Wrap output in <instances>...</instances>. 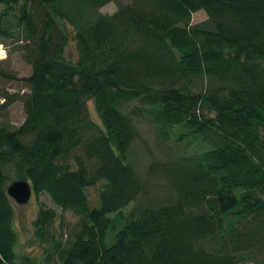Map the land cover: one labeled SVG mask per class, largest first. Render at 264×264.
I'll return each mask as SVG.
<instances>
[{
	"label": "trees",
	"instance_id": "1",
	"mask_svg": "<svg viewBox=\"0 0 264 264\" xmlns=\"http://www.w3.org/2000/svg\"><path fill=\"white\" fill-rule=\"evenodd\" d=\"M112 1L0 0V43L17 42L32 69L0 66L23 83L0 87V116L18 100L25 111L0 122V264H264V0L102 12ZM201 9L207 21L192 23ZM135 119L185 143L148 179ZM8 165L55 205L34 221L39 259L19 261Z\"/></svg>",
	"mask_w": 264,
	"mask_h": 264
},
{
	"label": "rangeland",
	"instance_id": "2",
	"mask_svg": "<svg viewBox=\"0 0 264 264\" xmlns=\"http://www.w3.org/2000/svg\"><path fill=\"white\" fill-rule=\"evenodd\" d=\"M131 0H118L112 1L101 9L104 13H114L120 7V5L127 4ZM208 19V14L205 10L201 9L193 14L192 23L198 24L201 22H205ZM17 42H14L12 39H4L2 43H0V66L8 67L10 73L12 75H17L18 78H22L31 74V66L23 60V51H19L16 48ZM64 56L72 61H76L78 58V51L76 47V43L74 40H70L67 46L65 47ZM23 83L18 79H10L6 77L0 78V87H3L7 90L8 93L14 94L18 91L19 87L22 86ZM26 89V88H25ZM23 89V91H25ZM3 102V100H0ZM91 107L94 109L93 103H91ZM96 117V114H94ZM25 118V111L23 107V103L21 100L16 101L11 104L4 111V114L0 116V122L9 121L20 125ZM135 123L140 131V137H138L134 144L133 149L137 151L139 155V161L142 165L143 173L147 178V171L150 164L154 161H163L166 160L169 154L170 149L180 150L184 147L185 143H180L178 146L177 141H173V139L168 142L159 141L155 134L152 125L147 119H135ZM172 151H170L171 153ZM179 154V153H178ZM140 157L143 162H141ZM139 163V165H140ZM6 172L10 175V181L8 184L10 185L12 182L19 179L17 176V170L13 165H8ZM151 180V179H150ZM154 180H158L157 177ZM149 193L155 195L154 190L159 187L157 182H149ZM154 188V189H153ZM90 195L93 199L97 198L96 189H90ZM13 206L15 208V227L19 232V241L16 246V251H18L19 261L22 260L23 255H29L36 258H40L42 256L43 245L36 240L35 237V224L34 221L37 218L38 212L40 210L41 204L43 206H53L49 195L46 193H42L40 195H36L32 192L31 199L27 203H17L14 199ZM60 216L63 215L64 211L61 208H57ZM65 217L69 224H72L75 220L74 216L71 213H65ZM56 227L60 225V219L56 220ZM247 264H255L254 262H247Z\"/></svg>",
	"mask_w": 264,
	"mask_h": 264
},
{
	"label": "water",
	"instance_id": "3",
	"mask_svg": "<svg viewBox=\"0 0 264 264\" xmlns=\"http://www.w3.org/2000/svg\"><path fill=\"white\" fill-rule=\"evenodd\" d=\"M8 194L17 203H27L31 199L33 189L27 180L19 179L8 186Z\"/></svg>",
	"mask_w": 264,
	"mask_h": 264
},
{
	"label": "bare ground",
	"instance_id": "4",
	"mask_svg": "<svg viewBox=\"0 0 264 264\" xmlns=\"http://www.w3.org/2000/svg\"><path fill=\"white\" fill-rule=\"evenodd\" d=\"M13 199V198H12Z\"/></svg>",
	"mask_w": 264,
	"mask_h": 264
}]
</instances>
